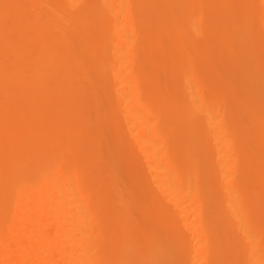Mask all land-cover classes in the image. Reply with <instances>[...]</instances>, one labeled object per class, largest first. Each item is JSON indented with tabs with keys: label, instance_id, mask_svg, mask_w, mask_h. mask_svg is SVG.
Listing matches in <instances>:
<instances>
[{
	"label": "bare ground",
	"instance_id": "obj_1",
	"mask_svg": "<svg viewBox=\"0 0 264 264\" xmlns=\"http://www.w3.org/2000/svg\"><path fill=\"white\" fill-rule=\"evenodd\" d=\"M0 264H264V0H0Z\"/></svg>",
	"mask_w": 264,
	"mask_h": 264
}]
</instances>
